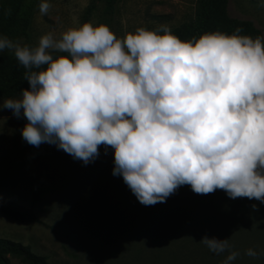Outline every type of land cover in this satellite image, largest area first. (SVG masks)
<instances>
[{
  "label": "clouds",
  "instance_id": "1",
  "mask_svg": "<svg viewBox=\"0 0 264 264\" xmlns=\"http://www.w3.org/2000/svg\"><path fill=\"white\" fill-rule=\"evenodd\" d=\"M38 7L47 15L51 4ZM242 31L182 41L159 25L117 38L109 26L85 22L58 39L43 35L35 47L0 35V52L14 54L29 84L0 110L27 120V144L55 145L85 166L100 146L111 148L112 175L144 206L185 185L264 204V37ZM199 243L229 252L222 264L239 256L229 239ZM246 255L259 258L251 248Z\"/></svg>",
  "mask_w": 264,
  "mask_h": 264
},
{
  "label": "rangeland",
  "instance_id": "2",
  "mask_svg": "<svg viewBox=\"0 0 264 264\" xmlns=\"http://www.w3.org/2000/svg\"><path fill=\"white\" fill-rule=\"evenodd\" d=\"M199 1L118 0L114 14H106L99 0H48L47 15L39 7L33 15L30 42L35 47L48 33L58 39L85 22L107 25L117 38L138 27L173 28L195 17ZM227 11L251 21L264 37V0H229ZM26 123L11 110H0V197L29 207L35 189L47 193L34 207L38 223L0 217V238L28 246L50 264H170V258L177 264H222L229 252L209 251L199 243L207 235L229 239V251L239 253L232 264H264L259 255L264 253V204L259 201L218 195L223 190L198 195L185 185L166 202L144 206L122 177L112 175L111 148L105 154L100 146L99 157L85 166L55 145L27 144L20 131ZM250 248L259 258L246 255ZM10 264L27 263L11 256Z\"/></svg>",
  "mask_w": 264,
  "mask_h": 264
},
{
  "label": "trees",
  "instance_id": "3",
  "mask_svg": "<svg viewBox=\"0 0 264 264\" xmlns=\"http://www.w3.org/2000/svg\"><path fill=\"white\" fill-rule=\"evenodd\" d=\"M99 1L104 4L106 14H114L118 0ZM228 1L200 0L199 9L195 17L191 21L170 28L172 33L182 41H188L193 37L199 39L201 35L215 31L233 35L235 34V29L241 28L243 31L239 35H247L252 38L257 36L263 37L261 31L251 21L235 19L229 16L227 11ZM40 2L41 0L2 1L0 3V35L7 36L13 41L23 42V45L34 47L30 42V29L33 15ZM160 34L162 35L163 33ZM53 55L56 58L67 54L53 53ZM26 71L23 66L18 64L11 51L6 49L0 52V98L9 99L21 96L22 89H29V84L24 79ZM183 187L185 188V186H181L180 188L185 191ZM46 193V189H35L32 193L29 207L0 197V217L9 218L21 223H38L39 219L34 212V207L42 201ZM219 194L226 195L224 191L218 192ZM155 249H158V247ZM11 256L19 257L27 264H50L44 256L36 255L28 246L0 238V264H10ZM154 257H159V253H156ZM169 262L170 264L179 263L171 258Z\"/></svg>",
  "mask_w": 264,
  "mask_h": 264
}]
</instances>
